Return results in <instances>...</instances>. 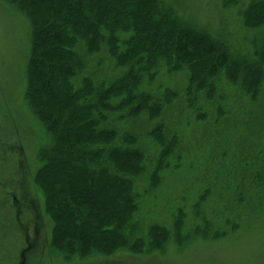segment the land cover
Here are the masks:
<instances>
[{"label": "rangeland", "instance_id": "obj_1", "mask_svg": "<svg viewBox=\"0 0 264 264\" xmlns=\"http://www.w3.org/2000/svg\"><path fill=\"white\" fill-rule=\"evenodd\" d=\"M17 1L20 8L14 2H10L11 6L6 0H0V264H264V183L258 188H250L249 196L237 201L231 194L215 193L220 187L215 181L203 201L200 189L203 192L204 187L211 184V178L202 182L196 179L211 169L209 158L222 151L226 152L224 159L234 172L240 168L241 161L250 164L257 152L258 156L260 151L264 154V86L256 99L261 78L250 65L240 64L246 57L250 59L251 42L264 34L263 29L250 30V26L242 22L243 14L249 8L250 20L256 11L264 13V7L250 13V0H174L180 18L225 42L231 62L241 61L238 66L232 65L220 53L212 55L211 63L207 64L204 63L205 55L195 56L193 51L186 49L196 59L190 68L194 87L200 92L196 98L183 96L188 65L167 72L161 69L158 75L161 82L181 92L172 104L163 107L161 117L165 115V127L156 115L128 119L132 133L138 135L139 147L146 153L148 168L155 165L159 152L157 139L173 131L178 136L170 138L164 147L160 160L163 162L161 178L154 177L155 186L138 195V212L134 218L139 220L142 234H146L145 238L150 237V242L140 245L135 239L117 248L119 240L112 237V233H106L107 238L97 237L92 246L87 244L88 253L82 249L68 252L56 248L52 236L53 221L47 214L45 194L36 182L35 174L46 163L44 154L48 155L51 150L48 144L53 132L46 129L48 98L57 96L64 102L68 99L66 103H69L80 98V94H87L89 98H94L95 94L83 90L72 97L63 96L60 88L53 94L43 92V86L33 85L34 76H41L36 63L39 56L46 57V54L38 50L37 39L40 37L34 27L38 19L32 20L21 8L23 0ZM193 38L198 40L197 35ZM183 54L178 52L177 55ZM59 58L63 60V56L59 55ZM99 58L107 61L103 54ZM97 59L88 58V66L105 69V75L109 77L106 63L98 66ZM222 63H226L224 67ZM60 75V68L54 70V74L47 75L51 80L46 83L56 86ZM208 78L212 82L206 88ZM72 82L76 88L82 86L75 79ZM110 93L100 90L98 98L106 101ZM220 98H228L226 103L234 111L225 113L216 123L209 112L214 111ZM114 100V104H121L114 111L116 115H111L114 119L120 116L116 123L119 129L126 122V118L121 120L124 108L129 107L131 112L135 110L132 107L138 108L139 101L131 103V99L123 97ZM249 104L250 108L254 106L262 111L261 115L253 118L247 107ZM145 111L147 109L141 104L138 113H147ZM89 123L82 121L79 124V134L91 131ZM101 135L103 133L98 137L107 139ZM121 159L122 162L133 160V164L139 161L134 154L123 155ZM138 176L136 186L140 193L148 187V177L146 173ZM247 186L243 185L244 188ZM198 202L201 205L196 207ZM121 212L128 210L124 208ZM177 218L182 222L176 221ZM228 219L229 227L226 226ZM207 220L214 225L205 228ZM175 222L177 228L183 225L182 238L174 235L171 241L162 231L147 233V227L153 223L165 225L173 232ZM197 225L201 229H197ZM215 226L225 230L220 231L221 234L214 233ZM106 248L112 249L110 253L105 252Z\"/></svg>", "mask_w": 264, "mask_h": 264}, {"label": "trees", "instance_id": "obj_2", "mask_svg": "<svg viewBox=\"0 0 264 264\" xmlns=\"http://www.w3.org/2000/svg\"><path fill=\"white\" fill-rule=\"evenodd\" d=\"M6 1L8 4L14 2L17 8H20L17 0ZM23 1L21 8L26 10L32 20L38 19V23L34 24L40 37L37 39L38 50L46 54V57L40 54L36 63L40 68L38 74L41 76H34L33 85L43 86V92L53 94L60 88L63 96L72 97L83 90L95 94L94 98L80 94V98L69 103H66L68 99L64 102L55 96L48 98L46 103L49 111L46 129L53 132L52 140L48 144L51 150L48 155L44 154L46 163L35 174V178L45 194L44 205L53 221L52 236L56 241L55 247L60 251L76 252L82 249L89 253L87 244L92 246L93 239L97 237L107 238L106 233H112V237L119 240L117 248L130 244L135 239L140 245L150 242V237L145 238L146 234H142L139 220L134 218L138 212L137 199L138 195L148 192L155 186L154 177L161 178L160 168L163 163L160 162L161 155L164 147L177 134L173 131L157 139L159 152L155 165L148 168L146 153L139 147L138 135L132 133L128 119L142 115H149L150 118L156 115L160 124L165 127V115L161 117L163 107L165 104H172V100H176L181 92L161 82L158 76L161 69L167 72L188 65L183 96L196 98L200 92L195 88V80L190 69L196 59L194 60V55L187 53L186 49L193 51L195 56L205 55L204 63L207 64L211 63L212 55L218 56L220 53L227 58L226 61L231 62L225 42L208 31H199L194 24L180 18L174 0H171V5L167 0ZM11 3L9 5L12 6ZM259 7H264V0H250V13ZM248 11L249 8L245 10L242 22L250 26V30L255 28L264 30V13L256 11L249 20ZM194 35L198 36V40L193 38ZM251 44L250 59L246 57L240 64L250 65L259 74L261 79L255 97L258 99V94L262 92L264 86V34ZM178 52L184 54L177 55ZM101 54L107 61L99 58ZM59 55L63 56V60ZM91 57H98L96 61L98 66L106 63L109 77H106L105 69H91L88 66L87 59ZM178 58L182 60L178 61ZM239 61L241 60L231 63L238 66ZM225 64L222 63V66ZM59 68L61 75L58 83L56 86H50L46 83L47 80H51L47 75L54 74V70ZM40 77H43V82L40 81ZM73 79L82 86L76 88ZM209 80L208 78L204 87H210L209 83L212 81ZM156 82L158 84H155ZM100 90L105 93L111 91L106 101L98 98ZM252 93L253 89L250 88V94ZM120 97L131 99V103L139 101L137 107L143 104L147 113H138L136 107H132L135 110L129 112V107L126 106L121 115V120L126 118V122L121 124L122 128L117 129L116 123L120 116L114 119L111 115H116L114 111L121 105L114 104V98ZM178 99L182 102L181 98ZM227 99L220 98L215 103L214 111L209 112L216 123L225 113L234 111L228 107ZM247 107L253 118L262 113L254 106L250 108V104ZM83 109L90 110L77 112ZM82 121H90L88 129L91 131L85 135L77 131ZM101 133H103L101 136L107 139L98 137ZM126 154L136 155L139 159L137 164H133L131 158L122 162L121 156ZM225 155L226 152L222 151L209 158L212 160L208 164L211 169L196 178L200 179L199 182L211 178V184L206 185L203 192L200 189L199 195L203 201L215 181L220 186L215 193L231 194L237 201L248 197L250 188H258L264 183L263 152L260 151L259 156L257 152L253 160H250V164L240 160V168L235 169V172L225 161ZM141 173H146L148 187L139 193L136 179ZM222 183H225V186L221 187ZM247 184L248 186L244 188L243 185ZM200 205L198 202L196 207ZM124 208H127L128 212L122 213L121 210ZM178 210L183 212L181 208ZM176 221L181 223L182 219L177 218ZM213 225L209 220L204 224L205 228ZM226 226H230V219ZM182 227L181 224V227L177 228L175 222L174 231L171 232L165 225L153 223L147 227V233L151 234L154 230L162 231L173 241L174 235L182 238ZM196 228L201 229L199 225ZM224 230L221 226L214 227V233L221 234L220 231ZM111 250L107 249L105 252L110 253Z\"/></svg>", "mask_w": 264, "mask_h": 264}]
</instances>
